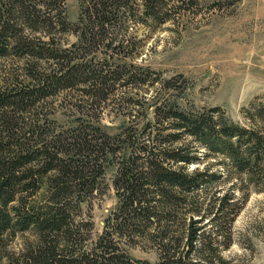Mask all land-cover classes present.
Segmentation results:
<instances>
[{
  "label": "trees",
  "instance_id": "trees-1",
  "mask_svg": "<svg viewBox=\"0 0 264 264\" xmlns=\"http://www.w3.org/2000/svg\"><path fill=\"white\" fill-rule=\"evenodd\" d=\"M65 1L0 0V59L17 58L22 65L21 78L0 87V240L30 230L36 237L0 264H151L123 248L140 238L156 243V264H205L239 208L228 194L206 205V187L219 177L189 171L200 163L191 144L253 179L264 163V119L244 127L218 108L186 111L157 94L154 125L138 135L131 128L114 137L104 133L94 120L117 84H145L150 74L112 68V52L121 47L117 32L127 22L164 24L172 6L169 0H82L78 20L70 25ZM58 34H74L77 43L64 47ZM98 54L103 63L94 62ZM52 99L80 116L79 124L51 135L40 131L41 108ZM27 128L28 137L22 134ZM113 162L118 203L91 241L92 223L76 218ZM43 187L47 200L34 205L31 198ZM207 210L214 239L198 226Z\"/></svg>",
  "mask_w": 264,
  "mask_h": 264
},
{
  "label": "rangeland",
  "instance_id": "rangeland-1",
  "mask_svg": "<svg viewBox=\"0 0 264 264\" xmlns=\"http://www.w3.org/2000/svg\"><path fill=\"white\" fill-rule=\"evenodd\" d=\"M81 2L66 0L63 4L64 17L70 25L78 20ZM168 2L172 6L171 19L164 24L127 22L123 31L117 32V44L121 47L112 52L113 59L109 60L112 68L132 72L128 75L137 74V68L150 74L145 84L120 81L114 97L98 113L95 124L111 137L129 128L131 133L141 134L148 123L154 125L153 98L157 94L164 100L175 101L186 111L218 108L231 123L244 127L256 121L261 123L264 114L258 117L256 112L264 111V0ZM57 38L64 47L77 43L74 34H58ZM104 59L103 54H98L94 62L103 63ZM21 66L17 58L0 59V87L19 74L21 78ZM166 80L170 84L166 85ZM65 107L66 104L60 106L54 99L47 101L41 108L43 121L35 123L37 128L51 135L77 126L80 116ZM28 129L22 130L26 137ZM191 146L200 163L190 165L189 171L197 169L219 177L206 187V205L228 194L232 198L230 202L239 208L225 236L217 238L215 257L205 264H264V163L255 178L249 180L225 168L223 158L208 154L197 143ZM105 166L104 174L97 179L96 190L82 204L76 218L78 222L92 223L91 241L100 235L104 221L118 203L113 187L116 164ZM46 200L44 187L31 198L33 204L43 205ZM204 207L203 210L207 209ZM202 215L200 232L209 233L214 239L212 217L208 210ZM35 238L32 230L4 235L0 240L1 262L23 253ZM123 248L134 260L151 264L159 261L156 243L150 238L127 242Z\"/></svg>",
  "mask_w": 264,
  "mask_h": 264
}]
</instances>
